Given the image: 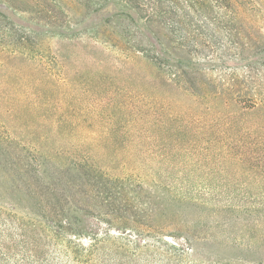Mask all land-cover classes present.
Listing matches in <instances>:
<instances>
[{
	"label": "trees",
	"instance_id": "1",
	"mask_svg": "<svg viewBox=\"0 0 264 264\" xmlns=\"http://www.w3.org/2000/svg\"><path fill=\"white\" fill-rule=\"evenodd\" d=\"M31 1L37 0H0V72L19 70L11 64L15 60L27 61L32 69L36 61L47 70L42 55H24V43L53 30L54 6L66 10L57 0H40L50 14L44 22L20 18L27 9L21 7ZM68 1L83 10L82 28L91 17L107 24L115 18L118 24L108 25L119 26L104 40L118 52L114 61L143 58L146 73L128 84L115 66L102 71L99 81L88 76L84 87L76 84L88 97L102 85L96 105L110 103L122 112L101 110L106 124L96 127L76 124L58 111L68 98L61 92L72 90L68 76L47 74L50 80L40 78L29 87L42 90L24 85L14 91L21 94L0 93V182L5 177L11 187L4 198L0 194L7 203L0 208V227L7 231L0 237V264H142L147 256L159 264H264V257L204 256L196 246L200 237L187 226L168 230L155 223L161 202L155 190L146 188L169 187L166 178L145 165L149 157L189 152L198 144L201 157L224 156L245 168L247 177L264 182V169L255 163L264 154V123L246 124L251 113L264 115V95L216 90L193 60L227 57L221 42L231 41V33L262 25L264 0ZM115 1L125 9L107 10L106 4ZM136 18L144 21L148 44L130 31ZM10 103H18L26 116L20 120L19 112L6 106ZM123 136L127 139H116ZM211 139L219 142L215 150L207 146Z\"/></svg>",
	"mask_w": 264,
	"mask_h": 264
},
{
	"label": "rangeland",
	"instance_id": "2",
	"mask_svg": "<svg viewBox=\"0 0 264 264\" xmlns=\"http://www.w3.org/2000/svg\"><path fill=\"white\" fill-rule=\"evenodd\" d=\"M57 3L58 6L66 10V14L59 12V8L54 6L53 14L56 16L50 17V21L54 23L52 24L53 30L43 36L33 38L34 42L29 40L24 43L27 48L23 50L24 55L33 58L42 55L41 60H47V70L35 63L36 61L33 62L35 64L34 72H31L33 69L27 61H11L13 66L20 69L17 70L18 72L7 70L0 72V82L3 87H0V93L4 91L12 95L21 94V92L14 91H22L24 85L30 91L42 90L44 87L39 85L29 87L32 83L39 82L40 78H43L45 82L50 80L47 74L51 78L68 76L73 83L72 90L71 92L67 90L66 94L61 92L68 98L64 106L58 110L60 114L70 116L72 122L76 124L92 123L94 127L105 125L104 120L99 117L101 110L119 116L122 112L114 109L110 103H105V106L101 104V107L98 106L99 104L96 105L94 97L99 96L102 85L99 88L98 86L93 87L92 94L94 95L88 97L89 93L84 92L82 88L77 90L76 84L78 87H84L83 78L88 76H91L94 81H99L101 78H98L103 74L102 71L111 70L115 66L121 70V73H118L119 78L121 76L120 79H124L126 83L130 84L133 79L140 80L146 73L147 67L143 58H139L133 63L114 61V56L118 52L108 42L104 43V40L110 36L111 30H117L119 25H108L110 23L118 24L115 18H112L113 21L107 24L104 22L94 23L91 21L94 18L91 17L88 19V24L82 28L84 23L79 21L84 16L83 10L68 0H57ZM21 8L27 9L18 14L20 18L26 17L44 22L43 16L50 15L49 12H46L45 4L40 0L35 3L31 1L27 7ZM106 8L112 12L125 9L124 4L120 1L108 2ZM260 21L262 25L249 26L237 34L231 33L228 36L232 39L231 41H227V38L221 42L223 51L227 54H222L227 56L221 57L222 60L216 57L211 60L193 59L198 62L201 71L207 72L206 76L216 90H234L247 95H264V21L261 18ZM134 30L142 37V44H148L144 34L146 30L143 19L136 18V24L130 28L131 32ZM234 52H239V54L236 55ZM251 54L254 55L248 60L247 58ZM81 81L84 82L80 83ZM234 82L236 85L232 84ZM14 83L16 84L15 89H11ZM53 91L56 92L54 89ZM73 98L78 99L81 103L71 102ZM1 101H3L2 97H0ZM6 106L19 112L20 120L26 116L25 111L18 103H10ZM81 112L93 114L95 118L90 120L83 117L84 115L78 117ZM251 114L250 117H247V125L264 123L262 113ZM63 123L66 121L63 120ZM114 124L120 125L121 123L114 122ZM116 139L126 140L127 138L123 136L116 137ZM218 143L211 139L207 146L209 149L215 150ZM189 148V152H172L165 157L146 159V170L166 178V185L169 187L146 188L155 190L161 202V207L157 209L154 219L155 223L168 228V230H177L178 227L187 226L191 233L200 237L201 240L196 241V246L204 256L214 255L220 260L224 256L236 254H241L249 260L263 258L264 182L253 175L247 177L243 171L245 168L242 170L234 166L231 160L224 156L201 157L198 144ZM255 163L263 170L264 154L258 157ZM9 184L5 177L0 182V194L3 198L5 192L11 188ZM258 191L263 194H258ZM4 202L5 199H0V208L7 206V203ZM163 208H167V211H163ZM175 210L176 212H174ZM13 217V215H9L10 220ZM0 226H3L1 220ZM10 227L7 222V229L10 230ZM0 230L2 238L7 231L1 227ZM166 240L170 241L171 239L166 237ZM82 242L86 244L88 241L83 240ZM179 242H183V239L179 238ZM16 247L18 246L16 245ZM15 249L3 248L5 252H13ZM146 258L148 261L141 260L142 264L149 262L159 264L153 258L148 256Z\"/></svg>",
	"mask_w": 264,
	"mask_h": 264
}]
</instances>
